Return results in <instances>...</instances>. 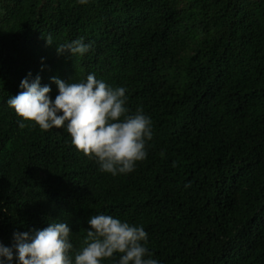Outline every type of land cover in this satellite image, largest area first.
I'll return each instance as SVG.
<instances>
[{
	"label": "trees",
	"instance_id": "16d2710c",
	"mask_svg": "<svg viewBox=\"0 0 264 264\" xmlns=\"http://www.w3.org/2000/svg\"><path fill=\"white\" fill-rule=\"evenodd\" d=\"M78 37L88 53H57ZM29 72L50 98L53 76L123 86L146 158L112 176L66 130L20 128ZM98 213L142 225L160 264H264V0H0V243L66 221L75 250Z\"/></svg>",
	"mask_w": 264,
	"mask_h": 264
},
{
	"label": "clouds",
	"instance_id": "9594fccd",
	"mask_svg": "<svg viewBox=\"0 0 264 264\" xmlns=\"http://www.w3.org/2000/svg\"><path fill=\"white\" fill-rule=\"evenodd\" d=\"M43 36L46 44L54 43L51 35ZM91 48L83 37L56 44L58 54L67 51L73 56H83ZM50 80L58 90L54 98L48 95L50 85L42 86L39 75L33 78L30 72L20 80V91L7 98L6 104L23 118L18 121L20 128L31 121L27 126L44 131L66 130L72 145L112 176L132 172L136 162L146 158V144L153 135L151 119L140 108L129 112L123 86L113 87L94 73L71 82L55 76ZM87 225L82 246L75 250L66 221L14 232L12 246L0 243V264H103L115 253L121 254L115 264H160L145 246L148 234L142 225L104 213L90 215Z\"/></svg>",
	"mask_w": 264,
	"mask_h": 264
}]
</instances>
